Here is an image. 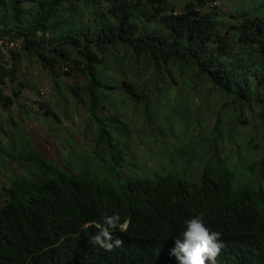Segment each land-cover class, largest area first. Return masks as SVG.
Wrapping results in <instances>:
<instances>
[{
	"label": "trees",
	"instance_id": "1",
	"mask_svg": "<svg viewBox=\"0 0 264 264\" xmlns=\"http://www.w3.org/2000/svg\"><path fill=\"white\" fill-rule=\"evenodd\" d=\"M171 1L0 0V40L22 43L20 53L0 54L2 108L9 112L14 105L3 89L18 81L21 55L36 57L56 81L59 70H70L85 79L72 91L90 113L92 155L99 158L102 150L111 160L102 168L106 175L84 161L81 172L69 177L18 132L22 148L18 159L8 160L30 173L12 174L1 190L0 264H178L170 255L175 239L186 220L201 214L221 233L218 264H264V158L233 164L237 158L224 160L221 154L225 140L235 143L239 126L254 127L250 149L264 143L259 132H264V6L226 14L214 9L217 0H184L178 13ZM89 13L95 21L85 25ZM110 47L126 52L109 54ZM107 63L125 64L132 80L120 87L107 82L101 69ZM174 69L185 86L192 84L188 78L207 81L222 97L233 128L226 130L219 116L209 132L194 136L179 152L186 163L182 172L154 177L137 172L126 179L130 132L116 113L101 119L100 103L110 107L113 91H121L148 111L151 89L163 90V74L178 83ZM199 161L203 171L195 181L190 168ZM104 213L129 222L126 232L113 231L123 244L110 252L90 242Z\"/></svg>",
	"mask_w": 264,
	"mask_h": 264
},
{
	"label": "rangeland",
	"instance_id": "2",
	"mask_svg": "<svg viewBox=\"0 0 264 264\" xmlns=\"http://www.w3.org/2000/svg\"><path fill=\"white\" fill-rule=\"evenodd\" d=\"M171 2L175 5L176 12L183 11L184 0ZM262 6L264 0H217L214 9L226 14H238L253 12ZM25 8L29 9L30 5ZM2 12L5 13V10ZM94 21L93 13L84 16L85 25ZM137 24L141 30L145 27L142 22ZM153 24L156 28L157 23ZM108 50L109 54L119 57L126 52L124 48L110 47ZM17 52L20 53V50ZM21 57L18 81L8 82L7 87L3 89L6 97H13L14 105L6 112L0 104V195L7 177L12 174L24 176L30 173L28 168H20L18 163L8 160L9 157L18 159L17 152L22 148L23 141L18 132L23 133L26 143L35 147L46 160L57 163L69 177L81 172L80 163L84 161L90 162V168L98 171L97 173L106 175L102 168L111 160L104 157L102 150L99 158L92 155L95 145L90 113L84 104L77 101L72 91L74 87L84 86L85 79L70 75V70L62 69L59 70L60 78L56 81L36 57ZM107 65L109 66L101 68L107 82L120 87L124 84L126 86L130 79L132 80L133 74L125 64ZM124 73L125 75H121ZM150 74L143 75V79ZM173 75L178 83H174L168 74H163L165 80L159 82V87L163 90L158 92L154 87L151 89L148 111L145 110L144 104L131 102L121 91H113L109 103L111 108L100 103L98 116L101 119L112 118L116 113L130 132L132 139L128 142L129 151L123 166L126 179L138 177L137 172L148 177H154L156 174L166 175L173 171L182 172L186 163H183L178 155L189 146L194 136L209 132L219 116L226 121V130L233 128L229 123L230 113L222 110L225 104L222 97L211 92V85L207 81L188 78L187 81L192 82L188 87L183 84L184 79L179 77L176 69L173 70ZM150 83L154 84L153 80ZM159 99L161 104H158ZM246 116L251 117L252 114L247 113ZM255 123L260 125L258 120ZM253 128L239 126L240 132L236 133L235 143L231 145L225 140L221 151L224 160L234 156L237 159L232 160L233 164L242 161L246 165H252L264 158V143L262 149L254 150L248 147L254 136ZM259 132L260 135L264 133L262 130ZM115 134L117 137L120 135L117 130ZM237 145L240 147L237 148ZM190 169H193L194 180L198 181L203 165L199 161Z\"/></svg>",
	"mask_w": 264,
	"mask_h": 264
},
{
	"label": "clouds",
	"instance_id": "3",
	"mask_svg": "<svg viewBox=\"0 0 264 264\" xmlns=\"http://www.w3.org/2000/svg\"><path fill=\"white\" fill-rule=\"evenodd\" d=\"M102 220V224L95 225L98 231L90 242L110 252L123 244L121 239L113 238V231L119 229L126 232L129 222H121V216L116 213H104ZM220 237V232L205 224L202 214L193 216L185 221V228L181 237L175 239L170 255L176 258L178 264H218V257L224 248Z\"/></svg>",
	"mask_w": 264,
	"mask_h": 264
},
{
	"label": "built area",
	"instance_id": "4",
	"mask_svg": "<svg viewBox=\"0 0 264 264\" xmlns=\"http://www.w3.org/2000/svg\"><path fill=\"white\" fill-rule=\"evenodd\" d=\"M22 43L16 41H9L8 39L0 40V54L1 56H6L11 51H19L21 50Z\"/></svg>",
	"mask_w": 264,
	"mask_h": 264
}]
</instances>
